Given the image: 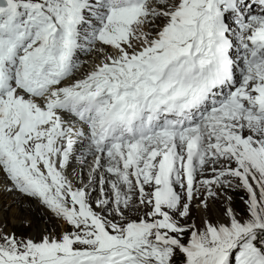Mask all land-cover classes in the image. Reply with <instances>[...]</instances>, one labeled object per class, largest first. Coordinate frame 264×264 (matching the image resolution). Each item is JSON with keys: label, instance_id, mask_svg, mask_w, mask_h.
<instances>
[{"label": "snow or ice", "instance_id": "6c2138e0", "mask_svg": "<svg viewBox=\"0 0 264 264\" xmlns=\"http://www.w3.org/2000/svg\"><path fill=\"white\" fill-rule=\"evenodd\" d=\"M0 191V264H264V0H0Z\"/></svg>", "mask_w": 264, "mask_h": 264}, {"label": "bare ground", "instance_id": "6f19581e", "mask_svg": "<svg viewBox=\"0 0 264 264\" xmlns=\"http://www.w3.org/2000/svg\"><path fill=\"white\" fill-rule=\"evenodd\" d=\"M7 199H10V197L5 196V194L2 191H0V204H2V206H3L4 201ZM35 211H36L37 216H39L40 214L39 211L37 209ZM25 215H31V212H25Z\"/></svg>", "mask_w": 264, "mask_h": 264}, {"label": "rangeland", "instance_id": "374dc122", "mask_svg": "<svg viewBox=\"0 0 264 264\" xmlns=\"http://www.w3.org/2000/svg\"><path fill=\"white\" fill-rule=\"evenodd\" d=\"M0 207H2V204H0ZM40 212H43L44 210L43 209H37Z\"/></svg>", "mask_w": 264, "mask_h": 264}]
</instances>
